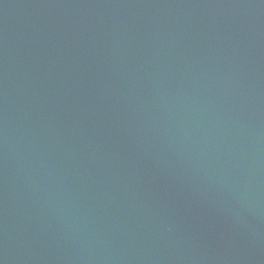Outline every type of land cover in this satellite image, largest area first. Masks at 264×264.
<instances>
[{
  "label": "water",
  "instance_id": "95a60500",
  "mask_svg": "<svg viewBox=\"0 0 264 264\" xmlns=\"http://www.w3.org/2000/svg\"><path fill=\"white\" fill-rule=\"evenodd\" d=\"M0 264H264V0H0Z\"/></svg>",
  "mask_w": 264,
  "mask_h": 264
}]
</instances>
